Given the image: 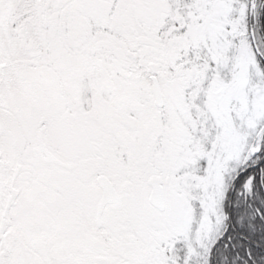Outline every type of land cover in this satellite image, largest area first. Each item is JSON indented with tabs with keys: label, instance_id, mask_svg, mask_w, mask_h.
Instances as JSON below:
<instances>
[{
	"label": "rangeland",
	"instance_id": "rangeland-1",
	"mask_svg": "<svg viewBox=\"0 0 264 264\" xmlns=\"http://www.w3.org/2000/svg\"><path fill=\"white\" fill-rule=\"evenodd\" d=\"M251 3L0 0V154L21 166L0 264H210L229 186L264 141ZM12 175L0 162V215ZM98 175L123 196L99 227Z\"/></svg>",
	"mask_w": 264,
	"mask_h": 264
},
{
	"label": "trees",
	"instance_id": "trees-1",
	"mask_svg": "<svg viewBox=\"0 0 264 264\" xmlns=\"http://www.w3.org/2000/svg\"><path fill=\"white\" fill-rule=\"evenodd\" d=\"M250 18L264 69V0ZM261 159L233 180L227 191L225 229L212 247L210 264H264V141Z\"/></svg>",
	"mask_w": 264,
	"mask_h": 264
},
{
	"label": "water",
	"instance_id": "water-1",
	"mask_svg": "<svg viewBox=\"0 0 264 264\" xmlns=\"http://www.w3.org/2000/svg\"><path fill=\"white\" fill-rule=\"evenodd\" d=\"M253 7H254V2L251 3L250 15L253 14ZM250 37H251V41H252V45L255 50V53L258 56H261L260 50L257 45L255 33L253 30L250 31ZM151 79L153 82V94H154V99H155V105L157 107H163L164 101H163V96H162L159 82L157 78L154 76H152ZM39 145H40V150L44 151L46 154L47 162H53L57 160L49 151L45 149L41 140L39 141ZM257 152L258 150L253 149L252 156H255ZM97 182L102 190V198L100 200L97 213H96L97 224L100 226L102 215L105 211L106 206L115 205V204L120 203L123 199V196L118 195L114 185L106 176L99 175L97 178ZM149 183L152 189L148 197L149 203L157 210L164 211L166 208V203H165V194H164V189H163L161 178L154 175L153 177H151ZM12 198H13V195L9 197L7 205L4 209L2 220H1V229H3L5 226V217L11 205Z\"/></svg>",
	"mask_w": 264,
	"mask_h": 264
},
{
	"label": "flooded vegetation",
	"instance_id": "flooded-vegetation-1",
	"mask_svg": "<svg viewBox=\"0 0 264 264\" xmlns=\"http://www.w3.org/2000/svg\"><path fill=\"white\" fill-rule=\"evenodd\" d=\"M40 140L42 141L41 136H39V138H38V148H39V150H40V145H39V141ZM40 151H41V153L44 154V156L46 158V154L44 153V151H42V150H40ZM0 162H1V164H3L7 168V170L9 172H12V174H13L12 175V181L10 183H9L8 180H6L4 182V187L6 188V190L8 192V196H7V200H6L5 207L7 205V202L9 200V197L11 195H13V198H12V201H11V205L9 207V209H10L11 206L15 203V201L17 199V196H18V192L15 189L14 183H15L17 177L19 176V173L21 171V166L19 164H16L15 167H12V164L9 161L3 160L1 158V154H0ZM51 163L58 164L59 166H61L63 168H67V169H69L71 167L70 165L64 164L63 161H61L59 158H57L56 161H53ZM96 181H97V178H96ZM97 185H98V183H97ZM5 207H4V209H5ZM3 212H4V210L1 212V215H0V256L3 255V254L9 253L11 250H13V248L16 249V246H17L16 245V240H15L16 239V236H15L16 235V232H14L15 233L14 234L12 231H8L6 229L7 228V216H8V212H7V215H6L5 226H4L3 229H1V220H2ZM96 225H97V227H99V225L97 224V219H96Z\"/></svg>",
	"mask_w": 264,
	"mask_h": 264
}]
</instances>
